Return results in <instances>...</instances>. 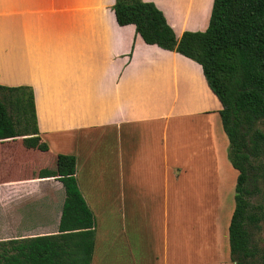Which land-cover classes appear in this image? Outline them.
<instances>
[{
	"label": "crops",
	"instance_id": "1",
	"mask_svg": "<svg viewBox=\"0 0 264 264\" xmlns=\"http://www.w3.org/2000/svg\"><path fill=\"white\" fill-rule=\"evenodd\" d=\"M143 1L177 38L204 31L213 3ZM114 4L0 0V86L33 91L39 134L25 138L43 142L52 157H75L77 185L95 219L91 264H234V206L226 212L214 204L203 212L209 224L201 219L184 233L185 195L227 201L235 188L221 104L198 64L119 26ZM35 169L25 180L0 181V242L58 232L63 187L29 176ZM115 217L120 226L108 224Z\"/></svg>",
	"mask_w": 264,
	"mask_h": 264
},
{
	"label": "trees",
	"instance_id": "2",
	"mask_svg": "<svg viewBox=\"0 0 264 264\" xmlns=\"http://www.w3.org/2000/svg\"><path fill=\"white\" fill-rule=\"evenodd\" d=\"M112 9L117 24L134 26L146 45L201 67L221 104L227 159L238 173L228 227L230 260L264 264V249L256 239L264 228V0H213L206 29L180 38L151 2L115 0ZM38 134L31 88L0 86V142L22 138L17 143L35 160L49 162L30 164L28 174L35 167L37 172L29 176L53 178L65 194L57 234L0 242V264H91L95 219L77 185L76 159L52 157L43 142L25 138Z\"/></svg>",
	"mask_w": 264,
	"mask_h": 264
},
{
	"label": "rangeland",
	"instance_id": "3",
	"mask_svg": "<svg viewBox=\"0 0 264 264\" xmlns=\"http://www.w3.org/2000/svg\"><path fill=\"white\" fill-rule=\"evenodd\" d=\"M9 152L12 154V158L14 161H10V157L8 158ZM8 153V154H7ZM33 162H36L37 164H46L49 166V162L47 160H35V155L32 153L26 151L23 149L22 145L16 143V144H8L4 146H0V181L5 180L6 176L14 175L11 178V181H15L17 179L16 176H25L29 173L31 170V165ZM43 162V163H42ZM26 179V178H25ZM24 178L17 179L18 181L25 180ZM16 180V181H17ZM228 199L227 201H194L191 199V195L187 194L185 195V198L183 200V208L184 210V233H187L189 235V231H186V228L190 226V224H199V220L203 219V222L205 224H209L210 217L209 216H203V212L208 211L209 209L213 207L214 204H216V207H220L224 209L226 208V204L234 206V190L231 189V193L227 195ZM208 203V204H207ZM222 203V205H221ZM207 207L205 208L204 206ZM205 208V209H204ZM227 212V208L225 209ZM115 221L112 220L108 223L110 226L111 223H116L117 226H120L121 219L119 217H115ZM107 225L106 223H103ZM104 230V228L100 229ZM257 244L261 249H264V228H262L258 233L256 234ZM122 250V249H121ZM124 251V250H123ZM105 261V259H104ZM95 264V262H94Z\"/></svg>",
	"mask_w": 264,
	"mask_h": 264
}]
</instances>
